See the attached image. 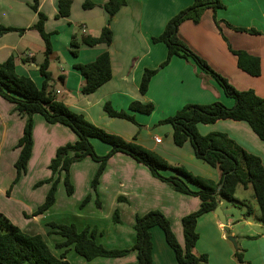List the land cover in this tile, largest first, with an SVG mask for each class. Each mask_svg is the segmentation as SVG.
<instances>
[{"label": "crops", "instance_id": "0c3cea01", "mask_svg": "<svg viewBox=\"0 0 264 264\" xmlns=\"http://www.w3.org/2000/svg\"><path fill=\"white\" fill-rule=\"evenodd\" d=\"M85 1L95 5L85 9L82 6ZM106 1L71 0L69 14L57 17L58 0H39L38 8L46 16L44 28L51 33L49 84L52 89L70 109L82 113L91 123L125 140H134L196 175L218 181L219 170L197 158L189 141L182 146L173 142L169 123L164 125V138L155 141L158 127L153 123L157 118L173 115L184 104L220 101L230 107L234 102L233 98L224 94L215 79L191 59L187 61L174 55L166 65L159 67L166 57L167 47L163 42H153L152 37L158 36L165 23L193 0H126L110 19L111 43L93 46L81 43L76 48L77 55H72V34H76L77 39L81 35L96 37L107 24L108 14L103 7ZM220 1L222 8L203 9L197 21L184 19L178 26L177 35L237 90L251 89L264 98V0ZM31 3L32 0H0V25L25 28L23 32L13 30L0 35V61L13 55L15 71L30 77L40 87L43 77L38 64L44 57V42L38 31L30 28L38 18L30 7ZM235 28L255 29L258 33L251 34ZM231 49L244 50L259 57L260 74L252 76L241 70ZM103 51L109 53L111 77L95 91L84 94L81 92L83 77L73 64L91 62ZM61 58L63 61H60ZM146 68L158 69L151 76L147 90L141 93L139 84ZM107 101L116 110L123 109L132 114L135 122L109 116L103 110V104ZM132 101L151 103L153 110L149 114L131 111L128 105ZM25 119L26 116L15 111L13 103L0 96V211L22 231L41 235L51 252L56 256H64L70 264H85L72 245L56 246L64 238L51 229L49 222L72 223L78 231L95 229L96 242L107 248H125L135 240L132 228L135 216L158 209L168 218L178 243L184 246L181 218L198 209L200 199L173 190L167 183L154 177L144 164L123 152H115L108 158L99 178L97 195L92 190L91 179L98 162L86 157L71 164L73 192L66 194L61 173L54 203L43 212L33 215L50 187L47 182L37 187L33 186L34 183L51 176L48 164L57 147L75 142L77 135L63 124L48 123L40 114H33V145L26 171L10 187L16 174L14 162L19 154L15 144L22 135ZM197 127L203 135L210 132L225 133L242 148L258 155L264 165V142L246 122L220 119L209 124L199 123ZM91 142L100 155L110 149L108 143L97 138H91ZM7 166L6 174L4 169ZM31 174L34 177L28 181V188H21L20 191L22 179ZM86 195H90L89 200L79 206ZM96 196L100 206L96 204ZM222 205L223 199L219 201L223 210ZM114 210L119 211L120 222L113 221ZM226 210L228 206H225ZM123 214L127 226L122 224ZM231 216L226 214L229 229L236 225ZM242 223L244 231H231L237 243L234 247L214 212L202 214L196 223L199 236L194 250L197 254H206L207 261L200 264H238L233 255L235 248L242 250L248 264H264V225L245 215ZM151 237L152 264H178L161 228L152 227ZM49 244L53 245V249ZM91 260L93 264H134L136 252L133 250L119 257H95Z\"/></svg>", "mask_w": 264, "mask_h": 264}, {"label": "trees", "instance_id": "16d2710c", "mask_svg": "<svg viewBox=\"0 0 264 264\" xmlns=\"http://www.w3.org/2000/svg\"><path fill=\"white\" fill-rule=\"evenodd\" d=\"M125 3L126 0H107L103 5L108 14L107 24L101 28L96 37L81 35L77 39L76 34H72L70 44L73 49L70 52L77 55L76 48L81 43L90 46L98 43L109 45L112 41L110 19ZM57 4V17L67 16L70 12L71 0H58ZM38 5L39 0H32L30 4L38 16L36 23L30 28L37 30L44 42V57L38 64L39 73L43 77L42 85L38 87L30 77L20 75L15 71L13 55L4 61H0V96L13 103L15 111L26 116L22 135L15 144V147L19 148V154L14 162L16 174L10 187L26 171L33 145V114H40L48 123H60L69 127L77 135V139L73 143L67 142L57 147L55 155L48 164L51 176L34 183L33 186L37 187L47 182L50 183V187L44 201L37 206L32 214L41 213L54 203L56 187L61 173H63L66 194L70 195L73 192L69 173L71 164L86 157L98 162L97 169L91 179V187L96 194L100 175L105 169L108 158L115 152H123L137 162L144 164L154 177L167 183L173 190L197 196L200 199L198 209L181 218L184 246L178 243L168 218L160 210L153 209L135 216L133 223L135 240L130 247L107 248L96 242L95 229L89 231L85 228L78 231L72 223L49 222L48 225L51 229L64 238L61 242L56 243L57 247L72 245L74 251L86 260L95 257H119L134 250L136 252L134 264H152L151 228L158 226L163 231L165 241L173 250L178 264L206 262L207 255L197 254L194 250L199 236L196 231L197 220L202 214L213 212L222 199L235 202L237 186L251 187L259 210L257 220L264 225V165L261 158L242 148L225 133L210 132L203 135L197 127L199 123L209 124L220 119L244 121L264 142V98L256 95L251 89L237 90L223 76L210 68L200 56L190 50L177 35L178 26L184 19L191 18L197 21L203 9L217 10L222 8L223 4L220 0H193L189 6L177 12L165 23L158 36L152 37L153 42H163L167 47L166 57L159 67L166 65L174 55L187 61L191 59L202 71L215 79L226 96L233 98L234 102L230 107L220 101L208 104L187 103L173 115L160 121V123H169L172 126V139L177 146H182L186 141H189L197 158L219 170L220 178L218 181L196 175L183 165L170 163L158 153L134 140H125L121 136L91 123L82 113L73 111L63 100L59 99L49 84L51 80L49 63L52 55L51 33L44 28L46 16L39 10ZM94 5L90 1H85L82 4L85 9L92 8ZM216 23L218 24V21ZM235 29L251 34L258 33L255 29ZM13 30L23 32L25 28L0 25V35ZM231 52L236 56L237 65L241 70L252 76L260 74L259 57L244 50L231 49ZM73 67L83 77L81 92L84 94L95 91L111 77L108 51L101 52L91 62L75 63ZM157 69L146 68L143 71L139 84L141 93L147 90L149 80ZM128 109L149 114L153 110V104L132 101L129 103ZM103 110L109 116L135 122L132 114L123 109L116 110L108 101L103 104ZM91 138H97L108 143L110 145L109 151L104 155L97 154ZM165 171L170 173L163 174ZM9 189H7V193ZM89 197L90 195H86L81 201V205L85 204ZM95 200L97 206H100L97 196ZM243 202L244 200L241 203ZM249 212L250 209H247L246 213L249 214ZM112 219L114 222H120L117 210H114ZM233 255L238 264H248L243 258L241 249L235 248ZM0 264L70 263L64 256L54 255L41 235L28 234L22 231L0 211Z\"/></svg>", "mask_w": 264, "mask_h": 264}, {"label": "rangeland", "instance_id": "374dc122", "mask_svg": "<svg viewBox=\"0 0 264 264\" xmlns=\"http://www.w3.org/2000/svg\"><path fill=\"white\" fill-rule=\"evenodd\" d=\"M71 53V52H70ZM72 54V53H71ZM73 55V54H72ZM39 57V56H38ZM60 61H63V59L61 58ZM166 118V117H165ZM164 118H157V120L153 123L155 127H158V129H156V133L158 135V137L160 138H164V135L166 133L165 131V126L166 123H160L161 120H163ZM139 128H143L142 125H138ZM97 153V152H96ZM98 154V153H97ZM100 155V154H99ZM171 163V162H170ZM7 166L4 169V172L7 174V170H8ZM147 167V166H146ZM97 169V168H96ZM96 171V170H95ZM70 173V170H69ZM95 173V172H94ZM30 176V177H29ZM34 177L32 174L28 175L27 177L23 178L21 181V187H19V190L21 191L22 189H27L28 188V181ZM71 180V179H70ZM59 182V181H58ZM35 187V186H34ZM32 188V187H31ZM193 196V195H192ZM197 197V196H196ZM96 199V198H95ZM242 199V200H241ZM244 200L243 203H241ZM81 205V202L79 203V206ZM108 205V204H107ZM225 206H228V210L225 211ZM223 213L226 215H232L231 217L233 218V223L236 224L233 226V229H229L228 232H226V235H232L231 231H244V226L242 225L243 223V215L247 216L248 218H250L251 220H257L258 216H259V210H258V206L256 204V201L254 199L253 196V191L251 189V187H247V189L243 188L242 186H237L236 191H235V202L232 201H227V200H223ZM106 209V208H105ZM247 209H250L249 214L246 213ZM119 212V211H118ZM230 213V214H229ZM119 214V213H118ZM243 214V215H242ZM120 217V216H119ZM122 221H123V225L127 226V221H126V217L125 214H123L122 216ZM117 223V222H115ZM132 228H133V224H132ZM134 230V229H133ZM50 241V240H48ZM237 244V243H236ZM50 248L53 249V245L49 244ZM234 246V245H233ZM130 247V246H129ZM235 247V246H234ZM80 256V255H78ZM81 258L80 260H82V262H84L85 264H93V260H86L83 257H79ZM72 261H74V258H71ZM74 264H76V262H73Z\"/></svg>", "mask_w": 264, "mask_h": 264}, {"label": "water", "instance_id": "95a60500", "mask_svg": "<svg viewBox=\"0 0 264 264\" xmlns=\"http://www.w3.org/2000/svg\"><path fill=\"white\" fill-rule=\"evenodd\" d=\"M220 187V185H219ZM214 214L217 216L218 220L220 221V223L222 224L223 226V230L225 232H228L229 231V228L227 226V220H226V215L223 213L221 207L218 205L215 209H214ZM228 240H230L232 242V244L234 246H236V241H235V237L232 236V235H228L227 236Z\"/></svg>", "mask_w": 264, "mask_h": 264}, {"label": "built area", "instance_id": "2783aa9c", "mask_svg": "<svg viewBox=\"0 0 264 264\" xmlns=\"http://www.w3.org/2000/svg\"><path fill=\"white\" fill-rule=\"evenodd\" d=\"M155 141L159 142L160 141V137H155Z\"/></svg>", "mask_w": 264, "mask_h": 264}]
</instances>
